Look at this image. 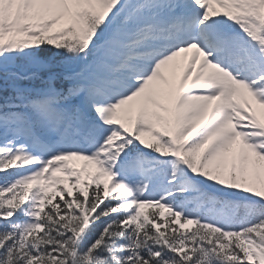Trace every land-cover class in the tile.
<instances>
[{"label":"snow or ice","instance_id":"6c2138e0","mask_svg":"<svg viewBox=\"0 0 264 264\" xmlns=\"http://www.w3.org/2000/svg\"><path fill=\"white\" fill-rule=\"evenodd\" d=\"M0 264H264V0H0Z\"/></svg>","mask_w":264,"mask_h":264}]
</instances>
